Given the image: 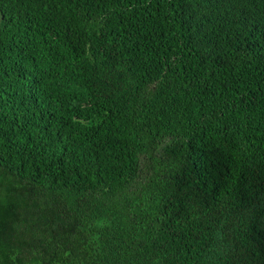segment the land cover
<instances>
[{
	"label": "trees",
	"instance_id": "1",
	"mask_svg": "<svg viewBox=\"0 0 264 264\" xmlns=\"http://www.w3.org/2000/svg\"><path fill=\"white\" fill-rule=\"evenodd\" d=\"M0 264H264V0H0Z\"/></svg>",
	"mask_w": 264,
	"mask_h": 264
}]
</instances>
